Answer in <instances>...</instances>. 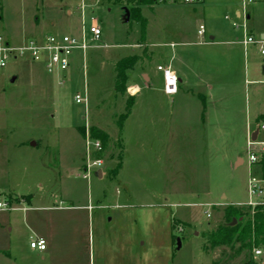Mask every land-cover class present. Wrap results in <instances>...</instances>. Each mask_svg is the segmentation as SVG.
I'll list each match as a JSON object with an SVG mask.
<instances>
[{"label":"rangeland","instance_id":"obj_1","mask_svg":"<svg viewBox=\"0 0 264 264\" xmlns=\"http://www.w3.org/2000/svg\"><path fill=\"white\" fill-rule=\"evenodd\" d=\"M134 5L125 0H0V35L12 45L52 34L80 41L84 35L90 47L73 53L64 75H48L42 64L28 59L11 61L0 70V142L5 141L0 187L7 194L29 191V197L42 198L29 212L0 214V250L6 251L2 247L8 240L13 247L11 258H1L0 264H212L228 253L224 248L203 251L202 235L225 223L228 206L249 207L247 186L253 170L223 164L214 167V179L207 181L206 167L195 151L182 152L181 161L167 163L166 168L155 150L142 153L136 142L144 115L137 107L131 121L119 127L126 110L115 93V68L120 60L142 52L135 46L145 37L162 53L153 57L157 69L168 62L167 44L199 41L201 24L207 38L213 30L231 28L243 34L245 25L249 31L251 26L264 29V0L148 2L135 6L127 23L124 9ZM94 23L102 32L97 42L89 30ZM127 76L135 79V69ZM248 86L243 118L255 111L263 115L264 81ZM156 94L169 104L170 96L163 90ZM77 96L82 104L76 103ZM128 98H123L126 103ZM160 108L156 121H146L148 135L167 130L170 111ZM93 128L111 141L107 148L102 144L100 153L91 146L88 154L85 138ZM122 139L129 152L123 154L124 169L116 177ZM259 139L264 141V131ZM30 140L39 145L33 156L9 144ZM101 160L104 177L94 175L97 168L85 177L88 162ZM11 213L16 220L13 232L6 224ZM34 234L47 238L45 261L30 255ZM261 251L262 256L254 252L257 264H264ZM240 263L241 258L233 262Z\"/></svg>","mask_w":264,"mask_h":264},{"label":"crops","instance_id":"obj_2","mask_svg":"<svg viewBox=\"0 0 264 264\" xmlns=\"http://www.w3.org/2000/svg\"><path fill=\"white\" fill-rule=\"evenodd\" d=\"M236 16L238 19L242 18V14L239 12ZM247 20H251V16L249 19L247 17ZM249 28V33L253 37L264 40V29L255 31L256 29L252 26ZM244 37L245 33L242 34L230 28L213 30L207 38L206 29L205 36L199 37V41L195 44L186 41L167 44L169 51L165 55L168 62L158 65L157 69L153 65V57L162 55V53L153 49L158 46L148 44L147 37L143 39V44L139 43L135 46L140 48L142 52L135 55L137 58V64L133 68L136 71L135 79L128 78L127 82L126 94L129 98L133 97L134 104L131 114L124 121V125L131 121L136 112V107L141 117L144 115V119L140 121L139 142H136V145H140L142 153H150V151L155 150L158 160L164 163V168H166L167 163L169 166L171 162H174V165L176 162H180L182 152L195 151L197 152L196 157H200L203 160L202 165L206 167L204 173L209 176L206 178L207 181L214 179L215 166L231 164L234 169H240L246 165L249 167L247 156L249 138L253 133L258 132L257 139L260 141V134L264 131L262 129L264 114L261 115L258 111L252 114L249 112L247 118H243V114L246 110V97H250V92L249 94L247 92L248 84L264 81V57L260 55L259 47L250 46L246 48L242 42ZM26 40L28 39H23L19 44ZM159 67H170L180 81L179 93L170 96L169 104L159 100L156 94L161 90L164 92V77L160 76ZM117 96L121 95L117 94ZM121 97L126 109V99H123L124 96ZM162 105L170 111L167 130L165 132H151L148 135L146 131L149 130V127L146 121L147 119L151 123L156 121L159 117L158 109H161L160 106L162 107ZM235 127L241 128L238 131ZM124 139L120 142L122 143V153L116 177L124 169L123 154L129 152ZM32 142V140L29 143L19 141L14 144V142L9 141V144L18 153L33 156L39 145L37 142ZM4 143L5 141L0 142V166L3 164L5 154ZM231 148L233 150L230 152ZM255 170L254 167L253 171L255 172ZM99 171L100 169H97L94 175L96 176ZM101 176L104 177L103 170ZM2 177L0 170V180ZM5 191L6 189L0 187V202L8 205L9 209L5 211L12 213L29 212L34 209L32 208L33 202L42 199L29 197L27 194L29 191H20L16 195L7 194ZM25 195L28 196V199L24 198ZM4 197L5 200L2 199ZM27 205L29 207H26ZM2 213L4 212L0 211V214ZM12 213L6 223L12 225L11 232L15 230L16 225V220L11 219ZM2 228L0 225V229ZM33 236L30 241L42 238L47 243L46 236L40 234ZM7 245L6 248L2 247L6 251L0 250V259L11 258L13 247L9 240ZM46 252L37 253L30 249L31 257L37 261H45L44 254Z\"/></svg>","mask_w":264,"mask_h":264},{"label":"built area","instance_id":"obj_3","mask_svg":"<svg viewBox=\"0 0 264 264\" xmlns=\"http://www.w3.org/2000/svg\"><path fill=\"white\" fill-rule=\"evenodd\" d=\"M128 4L134 0H125ZM158 4H183V5H194L202 4L204 0H151ZM249 1V0H246ZM228 18V17H227ZM226 18V19H227ZM239 28L238 25H234ZM94 41H98L101 38L102 32L98 24H93L89 29ZM198 36L204 37L206 34V27L200 25L198 29ZM245 37L243 45L248 48L250 46L259 47L260 55L264 57V40L253 37L248 30L247 25L244 26ZM90 47L85 43V36L83 40H79L69 35L58 36L48 34V36L40 38H32L26 40L22 44L16 46L11 45L2 35H0V70L5 69L9 62L16 60L28 59L32 63L42 64L45 72L49 74L64 75L71 66V56L75 51L86 52ZM158 71L163 74L164 77V93L169 96H175L179 92V78L175 75L170 67H159ZM76 103L82 104L83 100L81 96L76 97ZM264 129V125L262 127ZM247 146L248 165L251 170L254 169L260 160L264 157V141L259 142L253 141L252 136L249 138ZM93 139L87 134L85 141L88 147V154H92L90 147H94L95 153L102 151V144L99 141L93 140V144L90 143ZM255 147H260V151L255 150ZM103 165V161H94L93 163L88 162L84 171L85 177H88L92 168L99 169ZM96 169V170H97ZM95 170V171H96ZM248 181V197L249 201L246 205L251 207L264 206V179L258 176L254 171ZM9 209L8 205L0 202V211ZM210 217V215L208 216ZM30 248L32 251L44 253L48 249V244L42 238L33 239L30 241ZM257 256H262L261 250L255 251Z\"/></svg>","mask_w":264,"mask_h":264},{"label":"trees","instance_id":"obj_4","mask_svg":"<svg viewBox=\"0 0 264 264\" xmlns=\"http://www.w3.org/2000/svg\"><path fill=\"white\" fill-rule=\"evenodd\" d=\"M133 7H129L131 16L134 14L133 9L135 6H144L151 0H134ZM130 3V2H129ZM137 64V58L131 56L125 58L117 63L115 68V92L121 96H126L128 72L131 71ZM134 99L128 98L126 103V113L121 121L119 127L122 129L124 121L129 117L132 112ZM86 136V130H84ZM91 138L101 142L104 148L109 147V136L97 129L91 130ZM120 165L117 168L119 170ZM255 173L264 179V157L260 160L258 165L255 166ZM115 171V175L117 173ZM225 223L217 227L216 230L207 231L202 235L204 241L203 251L211 252L218 248H224L228 253L224 252V258L221 261L213 262L212 264H233L235 259L241 258L240 264H257L255 259V251H264V206L239 208L228 206L224 211ZM233 220L237 223L233 225ZM173 230L176 229V223L173 222Z\"/></svg>","mask_w":264,"mask_h":264},{"label":"water","instance_id":"obj_5","mask_svg":"<svg viewBox=\"0 0 264 264\" xmlns=\"http://www.w3.org/2000/svg\"><path fill=\"white\" fill-rule=\"evenodd\" d=\"M124 10L126 12L125 21L128 23L129 20H130V18H131V12L127 8H125ZM248 19H249V17H248ZM263 73H264V67H263ZM11 81H12V83H15L16 82V79L13 78ZM257 136H258V132H255V133L252 134L253 141H257L258 140L257 139ZM101 175H102V170H100L96 176H98L99 178H102ZM233 221H234L233 222V225H235L237 223V221L236 220H233ZM181 247H182V240L181 239H178L177 250H180Z\"/></svg>","mask_w":264,"mask_h":264}]
</instances>
